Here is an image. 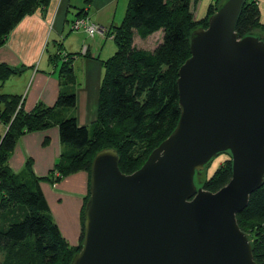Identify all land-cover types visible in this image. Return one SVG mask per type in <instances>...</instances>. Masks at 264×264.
<instances>
[{
    "label": "water",
    "instance_id": "water-1",
    "mask_svg": "<svg viewBox=\"0 0 264 264\" xmlns=\"http://www.w3.org/2000/svg\"><path fill=\"white\" fill-rule=\"evenodd\" d=\"M245 2L224 0L191 33L178 124L144 164L127 174L116 149L96 153L71 264H257L237 222L264 183V36L236 32ZM226 151L228 184L198 186L196 174Z\"/></svg>",
    "mask_w": 264,
    "mask_h": 264
},
{
    "label": "trees",
    "instance_id": "trees-1",
    "mask_svg": "<svg viewBox=\"0 0 264 264\" xmlns=\"http://www.w3.org/2000/svg\"><path fill=\"white\" fill-rule=\"evenodd\" d=\"M191 1H128L121 24L113 25L108 31L117 50L102 61L105 71L97 117L89 126L79 125L75 116L62 115L76 106L73 86L66 87L53 106L39 102L27 112L21 96L2 92L0 85V122L6 127V132L0 133V264H71L84 237L89 189L81 211L80 241L75 246L62 235L41 183L56 185L63 178L82 171L88 173L90 186L93 159L98 151L106 148L116 149L121 171L132 173L174 131L180 118L178 71L191 55L190 35L197 28L208 27L209 17L224 0L211 3L208 14L199 19L191 11ZM50 2L0 0V47L26 15L44 9ZM161 30L163 39L155 49L134 44L136 34L147 38ZM236 32L239 37L264 36L256 0L244 3ZM72 56L66 55L61 69L65 84H73ZM23 69L1 64L0 81ZM56 125L64 150L55 167L45 177H39L32 160L28 159L22 171L14 172L8 162L20 138ZM219 154L228 157L211 177L203 179V171L195 177L198 186L207 191L217 192L232 177L231 153ZM237 222L251 240L256 263L264 264V183L251 194L247 207L237 214Z\"/></svg>",
    "mask_w": 264,
    "mask_h": 264
},
{
    "label": "crops",
    "instance_id": "crops-1",
    "mask_svg": "<svg viewBox=\"0 0 264 264\" xmlns=\"http://www.w3.org/2000/svg\"><path fill=\"white\" fill-rule=\"evenodd\" d=\"M256 1L264 25V0ZM72 5L79 6L76 18L88 17L103 26L104 33L91 37L83 29L76 30L71 26L68 30ZM118 5L119 0H51L44 9L26 15L13 28L6 44L0 47V65L25 69L0 81L1 91L21 96L24 109L30 112L39 102L53 106L61 92L73 86L76 106L63 111L62 115L75 116L81 126L91 125L97 117L99 90L104 77L102 61L109 58L108 44L114 42L108 31L118 25ZM51 37L55 39V45L58 44L54 53L48 50L47 40ZM84 46H87L85 52ZM67 54L73 55V84L62 82L61 69ZM5 132L6 127L0 122V133ZM63 150L56 125L22 136L8 164L14 172H20L31 159L35 174L45 177L55 167ZM41 189L62 235L71 245L77 246L82 227L81 211L89 189L88 173H74L56 185L43 181Z\"/></svg>",
    "mask_w": 264,
    "mask_h": 264
},
{
    "label": "rangeland",
    "instance_id": "rangeland-1",
    "mask_svg": "<svg viewBox=\"0 0 264 264\" xmlns=\"http://www.w3.org/2000/svg\"><path fill=\"white\" fill-rule=\"evenodd\" d=\"M128 1L129 0H119V5H118V10H117V24H121L127 6H128ZM218 0H192L191 1V11L193 13V15L195 16L196 19H199L200 17H203L205 15L208 14V7L211 3H215ZM79 11V6L77 7V5H72V7L70 8V12H69V20H71L69 26H68V30L71 29L72 26V22L74 20V18H76V14ZM163 31H158L156 33H154L153 35L147 37V38H141L140 36H138L137 34L134 37V44L139 47V48H145V49H150L153 50L155 49L162 41L163 39ZM54 38H48L47 43H48V50L50 52H56L54 49L55 47L58 45H55L56 43L54 42ZM108 47H110V56L114 55V53L117 50V46L115 44V42L110 41L108 44ZM227 155H223V154H219L217 156H215L213 158V160L211 161L210 165L203 170L202 172V177L203 179H208L209 177H211L214 172L220 167L221 163L227 158ZM58 175V174H56Z\"/></svg>",
    "mask_w": 264,
    "mask_h": 264
},
{
    "label": "built area",
    "instance_id": "built-area-1",
    "mask_svg": "<svg viewBox=\"0 0 264 264\" xmlns=\"http://www.w3.org/2000/svg\"><path fill=\"white\" fill-rule=\"evenodd\" d=\"M72 28L76 30L83 29L91 37H93L97 33H104L105 31V28L103 26L91 21L88 17L83 16L77 17L73 21ZM86 50L87 46H84L83 51L85 52Z\"/></svg>",
    "mask_w": 264,
    "mask_h": 264
}]
</instances>
